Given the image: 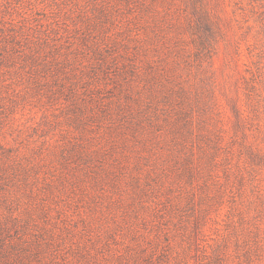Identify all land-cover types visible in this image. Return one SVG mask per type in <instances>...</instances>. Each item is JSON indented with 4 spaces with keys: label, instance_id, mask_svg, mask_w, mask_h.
<instances>
[{
    "label": "rangeland",
    "instance_id": "rangeland-1",
    "mask_svg": "<svg viewBox=\"0 0 264 264\" xmlns=\"http://www.w3.org/2000/svg\"><path fill=\"white\" fill-rule=\"evenodd\" d=\"M210 4L223 36L205 78L207 89L214 90L225 142L234 139L238 124L237 141L264 147V0ZM81 8L80 0H0V142L10 149V159L0 154V164L11 165L0 176V225H9L23 208H44L34 216L35 225L19 232L26 240L38 232L53 234L54 243L43 245L38 259L31 248L26 264H163L161 256L168 258L164 264H207L205 254L222 245L223 237L232 256L222 264H245L234 255V234L226 228L236 222L238 208L246 217L243 234L254 224L264 232L263 172L237 194L235 186L223 190L213 204L206 190L212 181L185 180L168 146L154 139L139 143L113 103L103 117L93 109L98 118L87 120V131L71 123L69 103L75 97L57 91L55 72L42 59L57 48L74 59L82 52L73 67L94 62L81 44ZM31 53L39 55L35 62ZM106 83L99 76L97 85ZM82 93L76 97L88 98ZM90 96L114 99L105 89ZM76 142L81 158L67 159L64 167L60 155ZM254 208L262 211L259 217ZM197 217L203 233L193 242ZM5 234V240L15 239L13 230ZM253 264H264V256L254 257Z\"/></svg>",
    "mask_w": 264,
    "mask_h": 264
},
{
    "label": "trees",
    "instance_id": "trees-1",
    "mask_svg": "<svg viewBox=\"0 0 264 264\" xmlns=\"http://www.w3.org/2000/svg\"><path fill=\"white\" fill-rule=\"evenodd\" d=\"M210 2L80 0L84 19L81 44L91 52L94 62H79L73 67V60L78 62V54L82 52L74 55V59L70 57L72 53L61 54L54 48L43 57L42 66L55 72L58 92L66 90L75 97L70 98L69 108L70 121L77 129H83L87 120L98 118L94 108L101 114L99 117L111 114L108 104L113 103L131 136L139 143L146 146L154 139L168 146L185 180L201 178L204 183L211 180L206 190L214 204L223 190H232L235 186L237 194L246 180H256L259 172L264 173V147L242 139L237 141L238 124L230 136L234 139L225 142V129L213 109L217 105L215 99L212 100L214 90L207 89L210 79L205 78L212 69L216 44L223 36L219 16ZM38 56L31 53L29 59L35 62ZM99 76L110 82L106 83L108 86L97 85ZM78 86L80 91L76 90ZM103 89L114 99L102 102L90 96ZM82 92L87 93L88 98L76 97ZM235 116L240 122L245 120L239 110ZM84 129L89 130L87 126ZM3 153L10 159V149L0 142V154ZM60 158L64 167L67 159H80V143L72 144L69 151L65 149ZM8 166H11L9 162L0 164V176ZM62 177L66 179L64 174ZM31 197L36 195L31 194ZM247 201L257 206L254 199ZM43 210L37 205L23 208L11 218L9 225H0V264H26L31 248L35 249L38 259L42 246L50 247L54 243L53 234L45 237L38 232L32 240L20 235L21 228L35 225L34 216L45 213ZM235 211L236 222L232 219L226 228L231 227L234 234V255L245 264H253L254 257L258 261L264 256V232L254 224L244 235L241 226L246 217L241 209ZM254 211L256 217L262 214L258 208ZM193 228L191 236L196 242V237L203 233L198 217L194 219ZM9 229L14 231L15 239L7 241L5 233ZM196 233L199 234L196 236ZM224 238L222 245L205 254L210 261L207 264H222L232 256ZM159 261L164 264L168 258L161 256Z\"/></svg>",
    "mask_w": 264,
    "mask_h": 264
}]
</instances>
